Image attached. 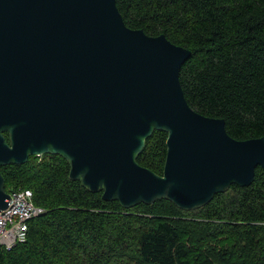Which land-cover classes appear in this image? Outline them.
<instances>
[{
    "label": "water",
    "instance_id": "1",
    "mask_svg": "<svg viewBox=\"0 0 264 264\" xmlns=\"http://www.w3.org/2000/svg\"><path fill=\"white\" fill-rule=\"evenodd\" d=\"M117 0H0V167L54 154L70 177L124 208L210 203L264 169V136L239 140L191 107L192 50L128 27ZM165 131L162 174L138 156ZM9 135V139L6 135ZM0 170V208L9 193Z\"/></svg>",
    "mask_w": 264,
    "mask_h": 264
},
{
    "label": "trees",
    "instance_id": "2",
    "mask_svg": "<svg viewBox=\"0 0 264 264\" xmlns=\"http://www.w3.org/2000/svg\"><path fill=\"white\" fill-rule=\"evenodd\" d=\"M116 5L128 27L192 50L180 73L192 108L223 118L236 139L264 136V0ZM167 137L155 131L138 162L162 174ZM0 170L5 190L31 189L45 210L29 222L26 243L0 245V264H264L261 166L250 186L234 184L194 210L166 199L124 208L71 179L60 155H33Z\"/></svg>",
    "mask_w": 264,
    "mask_h": 264
},
{
    "label": "built area",
    "instance_id": "3",
    "mask_svg": "<svg viewBox=\"0 0 264 264\" xmlns=\"http://www.w3.org/2000/svg\"><path fill=\"white\" fill-rule=\"evenodd\" d=\"M8 193V206L0 208V245L6 249L26 243L29 222L45 211L35 204L34 193L29 188H14Z\"/></svg>",
    "mask_w": 264,
    "mask_h": 264
},
{
    "label": "rangeland",
    "instance_id": "4",
    "mask_svg": "<svg viewBox=\"0 0 264 264\" xmlns=\"http://www.w3.org/2000/svg\"><path fill=\"white\" fill-rule=\"evenodd\" d=\"M230 240H232V237H231V239Z\"/></svg>",
    "mask_w": 264,
    "mask_h": 264
}]
</instances>
